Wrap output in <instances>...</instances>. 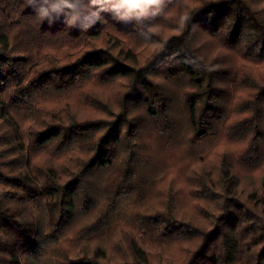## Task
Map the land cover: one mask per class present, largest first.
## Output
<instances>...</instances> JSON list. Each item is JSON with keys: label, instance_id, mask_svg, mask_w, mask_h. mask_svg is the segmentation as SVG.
<instances>
[{"label": "trees", "instance_id": "1", "mask_svg": "<svg viewBox=\"0 0 264 264\" xmlns=\"http://www.w3.org/2000/svg\"><path fill=\"white\" fill-rule=\"evenodd\" d=\"M186 2L0 0V264H264V0Z\"/></svg>", "mask_w": 264, "mask_h": 264}, {"label": "clouds", "instance_id": "2", "mask_svg": "<svg viewBox=\"0 0 264 264\" xmlns=\"http://www.w3.org/2000/svg\"><path fill=\"white\" fill-rule=\"evenodd\" d=\"M156 3L157 0H41L36 5L35 0H27L40 19L52 22L62 16L67 26L80 27L83 31L92 27L103 13L129 22L143 16ZM81 16L85 21L83 25L80 23Z\"/></svg>", "mask_w": 264, "mask_h": 264}, {"label": "rangeland", "instance_id": "3", "mask_svg": "<svg viewBox=\"0 0 264 264\" xmlns=\"http://www.w3.org/2000/svg\"><path fill=\"white\" fill-rule=\"evenodd\" d=\"M262 1V0H261ZM198 2V0H187L186 3H184L180 8H179V11H178V14H177V19H181V17L183 18V14L186 13V11L189 9V7H191L192 5L196 4ZM173 30H169L167 32V34H170L172 33ZM199 40V39H198Z\"/></svg>", "mask_w": 264, "mask_h": 264}]
</instances>
